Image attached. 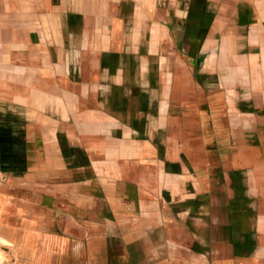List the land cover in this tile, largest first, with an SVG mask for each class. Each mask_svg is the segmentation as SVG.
<instances>
[{"label":"crops","instance_id":"0c3cea01","mask_svg":"<svg viewBox=\"0 0 264 264\" xmlns=\"http://www.w3.org/2000/svg\"><path fill=\"white\" fill-rule=\"evenodd\" d=\"M0 179L17 259L264 264V0H0Z\"/></svg>","mask_w":264,"mask_h":264},{"label":"rangeland","instance_id":"374dc122","mask_svg":"<svg viewBox=\"0 0 264 264\" xmlns=\"http://www.w3.org/2000/svg\"><path fill=\"white\" fill-rule=\"evenodd\" d=\"M192 12H193V16L192 18L196 19L197 16H198V13L201 11L202 8H200L199 6H196V5H192ZM194 21V20H192ZM196 57V56H195ZM201 62V57H199V61L198 59L196 58H192L189 62V65L193 68V70L195 71V75L198 74V70L200 69V64ZM237 75V74H236ZM207 76V75H206ZM217 79V74H213L211 76L208 77L207 81L209 82H213ZM182 122H186V124H189L190 123V120L189 118H182ZM8 177V176H7ZM4 184H6V187L8 188H14L15 185L13 184V180H9L8 179V182L7 181H4L3 179H0V187H4ZM22 198V199H20ZM27 197L25 196H18L16 200L15 197L12 195V196H8L7 197V202H6V206L8 208V212H7V217L8 219H14L15 218V207H16V201H17V206L20 207V208H25L26 211H24L23 213V216L24 217H27L29 218L30 215L32 214L30 212V208H31V201L28 197V199H26ZM10 208V209H9ZM10 210V211H9ZM1 232L5 235V236H8L10 238H13L16 236V231L17 229H13V228H3V229H0ZM27 233L25 234L24 232V237H22V243L24 244V250L22 252V256H23V259H17V253L15 251V247L8 241L4 242L5 244L4 245H1L0 244V248L6 252V262L7 264H36L38 261L37 260H34L32 259V253L31 251L29 250V243L31 242V237H30V230L29 229H26ZM1 257V256H0ZM19 258V256H18ZM54 264H60V261H57V260H54L53 261Z\"/></svg>","mask_w":264,"mask_h":264}]
</instances>
